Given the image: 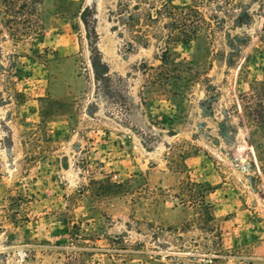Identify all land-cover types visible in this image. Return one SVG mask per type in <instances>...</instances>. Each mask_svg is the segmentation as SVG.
Segmentation results:
<instances>
[{"label":"rangeland","instance_id":"1","mask_svg":"<svg viewBox=\"0 0 264 264\" xmlns=\"http://www.w3.org/2000/svg\"><path fill=\"white\" fill-rule=\"evenodd\" d=\"M2 4L0 264H264V0Z\"/></svg>","mask_w":264,"mask_h":264},{"label":"trees","instance_id":"2","mask_svg":"<svg viewBox=\"0 0 264 264\" xmlns=\"http://www.w3.org/2000/svg\"><path fill=\"white\" fill-rule=\"evenodd\" d=\"M4 1L10 2V4H14L17 0H0V4L1 6L3 5L2 3ZM29 4L27 5L28 10L30 11H34L35 7H36V3L37 0H28ZM0 6V13H7V10H11L9 9L10 7H6V5H4V7L2 8ZM176 7L173 6L171 3H162L161 7L156 9V12L158 15H165L167 17L170 18V22H169V30L170 32L168 33V39L172 40L173 38L177 37L179 34H185L183 32V28L187 26V20L188 18L185 16H181L178 12L175 11ZM189 10L195 11L197 13H199L196 9L193 8H189ZM14 12H16V10H13ZM32 13V12H31ZM151 19H155L151 18ZM13 19H8V22L13 23ZM178 21V22H177ZM201 21H205L204 19H199V21H193V26H197V24H199ZM32 32H35V29H31ZM18 32V29L16 26H11L10 27V34L12 36H15ZM167 51H164V56L161 58V62L164 64L166 63L167 57H166ZM165 65V64H164ZM161 66V67H165V66ZM151 69H153L152 67H150ZM80 253H78L77 255H66L67 256V261L66 264H86L85 261H82L80 259Z\"/></svg>","mask_w":264,"mask_h":264}]
</instances>
